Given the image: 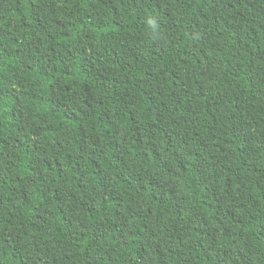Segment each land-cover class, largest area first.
I'll return each mask as SVG.
<instances>
[{
  "label": "clouds",
  "instance_id": "clouds-1",
  "mask_svg": "<svg viewBox=\"0 0 264 264\" xmlns=\"http://www.w3.org/2000/svg\"><path fill=\"white\" fill-rule=\"evenodd\" d=\"M0 129V264H264V0H0Z\"/></svg>",
  "mask_w": 264,
  "mask_h": 264
},
{
  "label": "trees",
  "instance_id": "trees-1",
  "mask_svg": "<svg viewBox=\"0 0 264 264\" xmlns=\"http://www.w3.org/2000/svg\"><path fill=\"white\" fill-rule=\"evenodd\" d=\"M18 51V50H17ZM15 99V98H14ZM13 118H14V116H13ZM0 131H2V129H0ZM145 167L147 168V164L145 165ZM30 171H31V169H29ZM94 174V173H93ZM120 183L121 184H123L124 182L123 181H120ZM154 202H156V203H159L160 201H157V200H155V198H154ZM204 207H205V209L208 211V213L211 215V214H213L214 212H215V209H213L212 207H211V205L210 204H208V203H205L204 204ZM245 229H246V225H242ZM194 231H197V230H195L194 229ZM201 251H203V249H201ZM133 254H135V253H133ZM205 259L207 260L208 259V257H205Z\"/></svg>",
  "mask_w": 264,
  "mask_h": 264
}]
</instances>
